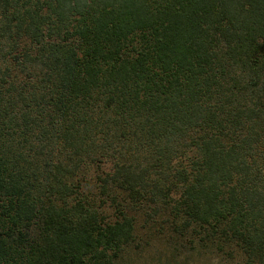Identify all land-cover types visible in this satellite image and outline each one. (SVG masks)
Returning <instances> with one entry per match:
<instances>
[{
    "label": "trees",
    "instance_id": "trees-1",
    "mask_svg": "<svg viewBox=\"0 0 264 264\" xmlns=\"http://www.w3.org/2000/svg\"><path fill=\"white\" fill-rule=\"evenodd\" d=\"M152 237L264 264V0H0V264Z\"/></svg>",
    "mask_w": 264,
    "mask_h": 264
},
{
    "label": "rangeland",
    "instance_id": "rangeland-1",
    "mask_svg": "<svg viewBox=\"0 0 264 264\" xmlns=\"http://www.w3.org/2000/svg\"><path fill=\"white\" fill-rule=\"evenodd\" d=\"M148 245L140 250V254L132 256L133 264H223L218 258L214 259L206 253L190 254L188 251L179 252V256L173 257L170 248L162 240L145 239Z\"/></svg>",
    "mask_w": 264,
    "mask_h": 264
}]
</instances>
